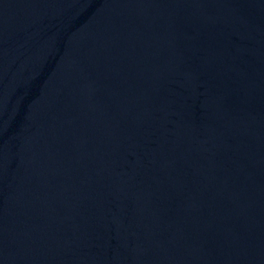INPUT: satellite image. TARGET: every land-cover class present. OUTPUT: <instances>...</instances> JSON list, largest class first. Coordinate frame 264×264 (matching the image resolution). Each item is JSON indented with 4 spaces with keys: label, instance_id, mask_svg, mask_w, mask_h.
<instances>
[{
    "label": "water",
    "instance_id": "water-1",
    "mask_svg": "<svg viewBox=\"0 0 264 264\" xmlns=\"http://www.w3.org/2000/svg\"><path fill=\"white\" fill-rule=\"evenodd\" d=\"M0 264H264V0H0Z\"/></svg>",
    "mask_w": 264,
    "mask_h": 264
}]
</instances>
